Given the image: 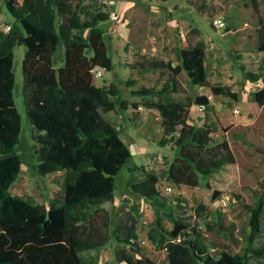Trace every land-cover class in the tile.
I'll return each instance as SVG.
<instances>
[{
	"label": "trees",
	"instance_id": "1",
	"mask_svg": "<svg viewBox=\"0 0 264 264\" xmlns=\"http://www.w3.org/2000/svg\"><path fill=\"white\" fill-rule=\"evenodd\" d=\"M257 14V49L262 54L259 72L245 71L247 79L262 80L253 99L264 105V19L259 0H239ZM12 19L8 30H0V264H84L81 252L100 248L110 240L111 215L101 205L113 201L116 176L131 161V151L119 130L104 113L118 105L125 109L116 86L97 85L96 67L113 69L105 34L100 24L107 21V8L91 6L86 0H4ZM24 46L22 58V96L25 112L33 126L34 167L39 175L61 172L60 192L47 204L12 194L10 188L20 173L23 158L16 149L22 116L15 104L14 48ZM60 57L58 60V55ZM177 64L171 60L152 59L139 62V71L168 70L162 86L133 91L140 103L159 112L162 127L160 146L172 145L175 155L162 176L177 186H199L201 178L211 176L234 164L236 155L225 138L212 133L215 123H198L190 117L194 104L210 107L207 95L173 96L181 91L178 74L185 71L193 86L209 87L213 94L235 97L228 86L211 84L205 63L203 41L179 40ZM242 70L243 66L240 67ZM140 104L133 102L137 108ZM142 168L133 174L130 166L128 187L154 204L159 202L160 176ZM219 191L215 190L213 197ZM250 210L249 233L237 252L221 249L210 252L211 243L200 224L184 217H173L172 228L157 226L149 232L151 240L166 249L168 264H248L250 259H264L262 218L264 179L259 198ZM206 210L198 204L196 213ZM179 216V215H178ZM218 232L231 239L230 226ZM134 220L119 218L113 229L121 246L114 249L118 261L126 264H155L139 247ZM213 245V244H212Z\"/></svg>",
	"mask_w": 264,
	"mask_h": 264
},
{
	"label": "rangeland",
	"instance_id": "2",
	"mask_svg": "<svg viewBox=\"0 0 264 264\" xmlns=\"http://www.w3.org/2000/svg\"><path fill=\"white\" fill-rule=\"evenodd\" d=\"M86 0L91 6L107 8L110 17L100 24L104 31L113 69L104 70L95 77L97 85L113 84L127 101V108L119 105L104 113L119 130L123 141L131 151V161L120 169L116 176L113 201L101 205L111 215L110 240L100 248L81 252L84 264H126L118 261L114 249L121 246L114 237L115 222L122 218L134 220L136 236L141 252L155 262L168 264L166 250L153 242L149 232L157 226L159 216L165 228H172L173 217H184L192 224L199 223L211 243L210 252L218 254L221 249L239 251L249 233L250 210L246 205L256 204L260 182L264 179V105L253 99V92L262 86V80L246 78L245 71L259 72L262 54L257 49V14L244 7L239 0ZM260 1V14L264 19V0ZM112 13H116L114 16ZM220 18L215 24L213 20ZM11 15L4 0H0V30L9 24ZM190 43L203 41L206 50V66L211 84L228 86L236 95H215L209 87L193 86L185 71L178 74L182 90L174 93L178 99L187 95L212 94L209 108L200 111L196 104L190 107V117L198 123H215L217 130L212 136L217 140L227 139L236 155L234 164L227 165L211 176L201 178L199 186H173V192L165 191L167 180L163 171L172 161L175 151L172 145L160 146L162 136L159 112L140 103V96L133 91L141 88L158 90L168 77V70L158 68L140 72L139 62L152 59L171 60L177 64L176 48L179 40ZM15 104L22 116L18 153L23 158L20 173L10 192L29 198L33 202L47 204L60 192L61 172L41 176L34 164L33 126L25 112L22 96V58L24 46L14 48ZM60 53L58 55V60ZM243 66L242 70L240 67ZM133 102L140 105L132 106ZM239 110L236 112V110ZM137 166L136 178L143 175L142 168L160 176L159 202L133 193L128 187L129 167ZM219 191L213 197L214 191ZM226 198L227 205L222 204ZM198 204L206 210L196 213ZM179 215V216H178ZM222 225L230 226L234 239L218 232V217ZM264 229V213L262 218ZM264 241V232L257 239ZM213 244V245H212ZM248 264H264V259H250Z\"/></svg>",
	"mask_w": 264,
	"mask_h": 264
},
{
	"label": "built area",
	"instance_id": "3",
	"mask_svg": "<svg viewBox=\"0 0 264 264\" xmlns=\"http://www.w3.org/2000/svg\"><path fill=\"white\" fill-rule=\"evenodd\" d=\"M109 3L113 4V3H115V1H114V0H109ZM112 14H113L114 16L117 15L116 13H112ZM220 21H221L220 18H215V19L213 20V22H214L215 24H218ZM9 28H10V25H9V24L5 26V30H8ZM104 70H105V69L102 68V67H96V68L94 69L93 73H94L95 77H101V76H103V74H104ZM207 98H208L209 103H211V101H212V99H213V95H212V94H207ZM197 107H198V109H199L200 111H203V110L206 108V106H205V105H202V104L197 105ZM238 111H239V110L237 109L236 112H238ZM173 186H175V184L172 183V182H170V181H168L167 184L165 185L164 189H165V191L171 193V192L174 191V187H173ZM222 204H223L224 206L227 205V200H226V198H223V199H222ZM164 249H165V248H164ZM165 250H166V249H165Z\"/></svg>",
	"mask_w": 264,
	"mask_h": 264
},
{
	"label": "crops",
	"instance_id": "4",
	"mask_svg": "<svg viewBox=\"0 0 264 264\" xmlns=\"http://www.w3.org/2000/svg\"><path fill=\"white\" fill-rule=\"evenodd\" d=\"M10 22H11V19H10Z\"/></svg>",
	"mask_w": 264,
	"mask_h": 264
}]
</instances>
